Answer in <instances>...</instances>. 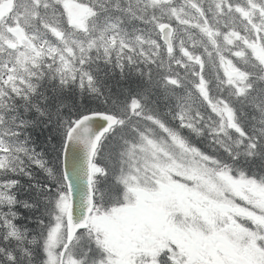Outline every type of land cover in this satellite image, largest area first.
Segmentation results:
<instances>
[{"label": "snow or ice", "instance_id": "6c2138e0", "mask_svg": "<svg viewBox=\"0 0 264 264\" xmlns=\"http://www.w3.org/2000/svg\"><path fill=\"white\" fill-rule=\"evenodd\" d=\"M0 264H264V0H0Z\"/></svg>", "mask_w": 264, "mask_h": 264}]
</instances>
